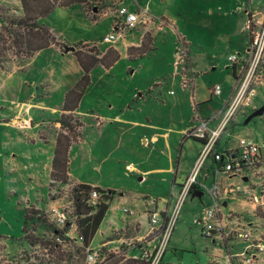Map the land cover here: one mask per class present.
<instances>
[{
	"label": "crops",
	"instance_id": "obj_1",
	"mask_svg": "<svg viewBox=\"0 0 264 264\" xmlns=\"http://www.w3.org/2000/svg\"><path fill=\"white\" fill-rule=\"evenodd\" d=\"M113 2L86 0L71 6L58 5L38 20L39 24L50 28L56 41L22 63L0 68V150L9 152L6 164L12 165L13 173L23 172L30 181L27 200L24 194L21 197L27 207L35 206L47 213L58 203L51 196L55 190L50 175L58 135L67 134L61 128V119L68 115L76 118L79 134L71 139L69 182L62 185V189L87 184L114 191L101 227L93 238L96 245L90 248L121 252L136 259L143 249H151L160 236L158 229L151 228L150 213L160 215L161 227L203 148L200 140L187 136V131L203 119L208 120L210 128L217 126L225 100L237 90L242 68L240 64L231 63L227 69L232 79L228 77L223 83L213 81L206 86L209 96L200 94L207 79L199 75L216 70L220 63L217 57L202 53L194 58L188 56V62L181 69L173 70L170 60L166 66H161L159 51L168 45L169 27L173 31L176 26L180 27L178 20L176 26L170 21L172 17H156L154 0H124L130 11L145 12L149 20L127 30L116 43H104L103 37L112 30ZM1 5L11 7L18 15L23 14L19 0H0ZM263 10L264 0L257 10L246 11L247 20L251 13L254 22L260 21ZM246 31L249 34L248 22ZM249 40L244 51L229 55H242L248 49ZM66 46L75 47V51L66 52ZM227 48L231 50L232 39ZM76 52L84 61L92 58L98 61L88 71L90 82L76 107L66 111L67 94L86 75ZM185 76L188 84L184 87ZM216 84L222 86L220 95L213 93ZM260 88L264 90V76L255 85L251 105L235 117L246 119L259 108L254 100ZM213 96L219 98L214 101ZM248 109H251L250 114ZM246 134L250 140L240 136L236 146L222 151L218 149L220 137L217 152L234 151L243 139L253 142L251 133ZM190 141L198 147L193 149L191 166L184 159ZM261 141L253 143L264 144V139ZM262 159L260 174L249 175L243 182L236 176L217 174L216 167L220 164L213 156L207 157L198 172L200 190L193 193L203 192L199 199L207 196L209 200L202 203L198 219L204 208L213 205L210 190L218 183L216 200L221 208V226L211 239L216 245H224L228 252L222 247L215 248L210 264H237L235 258L247 245L264 239V191L258 184L264 172V149ZM240 184L246 192L228 194L232 186ZM193 193L189 197L198 198L192 197ZM252 195L263 196L262 202H253ZM243 226L250 230L251 240L236 238L235 229Z\"/></svg>",
	"mask_w": 264,
	"mask_h": 264
},
{
	"label": "rangeland",
	"instance_id": "obj_2",
	"mask_svg": "<svg viewBox=\"0 0 264 264\" xmlns=\"http://www.w3.org/2000/svg\"><path fill=\"white\" fill-rule=\"evenodd\" d=\"M261 1L154 0L157 7L156 17L158 19H170L172 17L170 21L176 26V20H178L180 27L178 29L176 26L177 29L175 31L169 27L168 45L161 47L159 51L161 66H166L170 60L173 70L181 69L182 64L178 67L175 66L178 49L184 52L188 51V55L185 58L186 62H188V56L194 58L197 54L202 53H208L212 58L217 57L220 63L219 66H215L216 70L199 75L207 79V82L201 86L199 93L208 97V88L206 86L211 85L213 81L223 83L227 81L228 77L232 79L230 70L227 69V66L231 65L228 55L231 52H242L245 50L249 39V34L246 31L248 22L246 11L249 9L257 10L261 6ZM6 9L5 5H1L0 13ZM230 39H232V48L228 50L227 46ZM89 49L94 50V48ZM12 54V52L8 53L3 69H6L10 64L22 63L28 59L27 56L17 57ZM162 60L165 62H162ZM85 62L89 64V60L86 59ZM258 92V96L254 102L260 107L264 104V90L260 88ZM218 98L217 96H213L214 101ZM214 106H217V104H214ZM250 111L251 109H248V114L251 113ZM244 120L245 118L239 115L234 118L227 131L220 138L219 151L236 146L240 136L249 139L246 132L251 133V141L256 143L262 142L261 140L264 139V115L254 118L247 125H244ZM190 142L185 148V155L187 156L184 159L191 166L194 161L193 149L198 147L194 145L196 143L193 141ZM8 153V151L0 150V264H41L35 258L45 259V262L42 264L151 263L148 257L144 256L146 251H148L146 249H143L141 256L136 259L126 257L121 252L102 250H98L97 256L89 259L87 252L86 257L79 258L75 247L66 244L62 245V250L65 251L63 260L59 261L58 252H51L49 248L44 249L40 246L31 247L22 241L27 203L21 197L24 194L27 200L30 181L26 179L23 172L17 171L13 173L12 165L6 164V155ZM4 166H6V170ZM85 173L88 175L87 171ZM53 184L55 192H57L56 190H60L63 193L66 190L62 189L61 183L54 182ZM68 188H71V186ZM205 198L200 200L199 198L188 197L184 201L171 233L168 248L159 264H210L211 258L216 254L215 248L222 247L224 252L228 253L224 245H216L211 238L204 237L201 234L202 223H198L197 219L203 207L202 203L209 202L208 197L206 196ZM70 199L71 194L68 191L67 196L65 194L64 199H62L59 205L62 210L68 211L71 217H74L76 213ZM71 211H73V214H71ZM78 219L77 217L76 221ZM40 230V233L43 234L44 230ZM74 232L72 230L71 234L73 235ZM51 234L46 233L44 236H51ZM68 239L76 245H81L80 242L75 241L71 237ZM91 245L92 247L95 246L96 242L93 240ZM68 252H72V256Z\"/></svg>",
	"mask_w": 264,
	"mask_h": 264
},
{
	"label": "built area",
	"instance_id": "obj_3",
	"mask_svg": "<svg viewBox=\"0 0 264 264\" xmlns=\"http://www.w3.org/2000/svg\"><path fill=\"white\" fill-rule=\"evenodd\" d=\"M114 19L112 30L103 37V42L106 44H114L121 39L127 30L135 28L138 24L145 23L149 20L147 14L138 13L136 11H130L124 4V0H114ZM248 31L249 32V46L246 52L242 55L231 54L228 59L233 64H240L242 68V77L235 93L225 100L223 110L221 111V118L215 128L208 126V120H200L199 124L192 126L187 131L188 137H193L200 140L203 144V148L199 153L196 164L187 177L185 182L180 186L179 192L176 198L175 205L171 213L167 216L164 224L160 225V215L157 212L150 213V225L152 230L158 229L160 236L156 244L146 251L145 257L151 261L150 264H159L163 254L168 248L170 236L177 220L180 208L184 201L190 196L193 191V186L197 184L198 172L207 159L208 156H213L215 162H220L219 166L216 167V173L225 174L227 176H236L243 182L245 177L258 176L260 173V165L263 161L262 151L264 144L258 145L256 143L241 140L239 146L234 151L227 153L217 152V142L221 135L227 130L231 121L235 116L243 110L245 107L251 105L252 99L255 96V85L262 81L264 76V10L260 21L254 22L251 13H248ZM183 49V48H182ZM187 51L177 50L175 66L178 67L180 64H184ZM186 76L183 78L182 85L187 86ZM213 93L220 95L222 93L221 84H216L213 87ZM249 178V177H248ZM260 182L258 183L264 191V172H262ZM71 188H67L63 193L59 190L54 191L51 195L56 199L54 206L50 207L46 218L49 223H52L57 229L64 230L68 228L65 237H71L77 242L81 243L82 238L78 236V225L76 219L77 215L71 217L68 211L62 210L60 203L64 196L71 192ZM214 203L211 207L204 208L201 218L197 222L202 223L201 234L204 237L211 238L215 232L219 231L221 222L219 216L221 215L220 203L217 202L216 198L218 195V183H215L212 190H210ZM246 190L242 184L232 186L228 190V194L244 193ZM101 195L93 190L90 194L88 205L95 206L99 203ZM263 197V196H262ZM262 197L251 196V199L255 203L262 202ZM70 202L73 204L72 199ZM75 209V208H74ZM127 211V210H126ZM73 214V211H71ZM74 230V234L71 231ZM76 233V235H75ZM234 234L236 238L242 241L251 240V232L246 227H239L235 229ZM55 241L59 244L63 243L64 239L61 237L55 238ZM246 250L238 255L236 259L237 264H264V239L259 240L257 243H252L246 246ZM249 250V251H247ZM98 250L88 248L87 256L89 259L97 256Z\"/></svg>",
	"mask_w": 264,
	"mask_h": 264
},
{
	"label": "trees",
	"instance_id": "obj_4",
	"mask_svg": "<svg viewBox=\"0 0 264 264\" xmlns=\"http://www.w3.org/2000/svg\"><path fill=\"white\" fill-rule=\"evenodd\" d=\"M23 10L22 15L16 14L11 8L0 13V68L3 69L4 62L7 61L8 53L20 56H32L35 52L48 48L55 42V36L50 28L39 24V18L50 14L58 5L71 6L73 4L84 3L86 0H19ZM250 32V31H249ZM76 56L86 71V75L77 83L76 87L67 94L68 103L64 108L66 111H72L79 102L84 89L90 82L88 71L98 59L92 58L89 64L86 63L79 52ZM117 59V56L115 57ZM79 123L71 115L64 116L61 119V128L67 134L59 133L56 148L52 160L51 186L54 182L65 185L69 182V148L71 139L76 137ZM220 163V162H219ZM97 191L101 197L99 203L95 206H89L88 200L91 192ZM200 190L197 185L193 186V191ZM191 192V194L193 193ZM71 199L74 204L75 213L78 216V236L82 238L81 245H76L65 237L68 228L64 230L57 229L48 222L43 211L29 206L25 212L22 241L29 246H40L44 249L49 248L51 252L59 253V261L63 260L64 252L62 245H72L76 249L79 258L86 257L87 249L100 229L105 218L109 204L112 201L115 192L111 190H102L98 187H92L87 184H75L71 189ZM40 229L44 233H40ZM46 233L51 234L44 236ZM64 239L63 244H58L55 238ZM72 256V252H68ZM44 263L45 259H38Z\"/></svg>",
	"mask_w": 264,
	"mask_h": 264
},
{
	"label": "water",
	"instance_id": "obj_5",
	"mask_svg": "<svg viewBox=\"0 0 264 264\" xmlns=\"http://www.w3.org/2000/svg\"><path fill=\"white\" fill-rule=\"evenodd\" d=\"M66 52L75 51V47L73 46H66L65 47ZM264 115V104L259 107L258 109L254 110L246 119L244 124H248L252 119ZM203 192H194L192 197H198L201 198Z\"/></svg>",
	"mask_w": 264,
	"mask_h": 264
}]
</instances>
